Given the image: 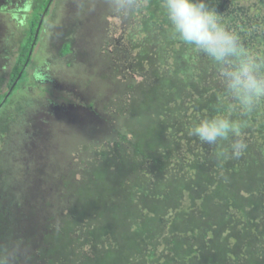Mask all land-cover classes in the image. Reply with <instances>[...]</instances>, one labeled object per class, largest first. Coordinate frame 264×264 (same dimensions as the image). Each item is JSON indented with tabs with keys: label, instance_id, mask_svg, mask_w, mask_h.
Instances as JSON below:
<instances>
[{
	"label": "rangeland",
	"instance_id": "obj_1",
	"mask_svg": "<svg viewBox=\"0 0 264 264\" xmlns=\"http://www.w3.org/2000/svg\"><path fill=\"white\" fill-rule=\"evenodd\" d=\"M262 1L204 0L260 79ZM28 2L0 0V100L7 96L0 109V264H57L59 238L80 247L60 264H264V95L249 105L229 90L226 74L240 61L219 63L185 44L182 63L192 75L181 79L190 87L162 118L153 115L156 140L133 158L137 142L126 122L157 84L155 68L139 54L149 51L161 72L170 67L159 50L161 32L172 29L167 17L148 33L153 20L144 0L122 8L116 0H50L28 73L48 69L52 82L26 77L13 91L10 73L30 16L20 10ZM67 38L72 51L62 56ZM212 118L234 126L227 141L208 145L188 135ZM234 139L246 145L239 157ZM124 150L130 158L123 166ZM252 215L261 232L244 235L240 226L249 216L255 221ZM67 222L72 233L64 231Z\"/></svg>",
	"mask_w": 264,
	"mask_h": 264
},
{
	"label": "trees",
	"instance_id": "obj_2",
	"mask_svg": "<svg viewBox=\"0 0 264 264\" xmlns=\"http://www.w3.org/2000/svg\"><path fill=\"white\" fill-rule=\"evenodd\" d=\"M29 2L32 5L31 6L32 12L27 22V30H25L28 36L26 35V37L23 39V42L20 47L19 55L14 64L12 77H11V83H12L11 87H13V83L17 80V78L21 74V71L25 67L24 65L26 64L28 59L32 57L30 54L31 49H32L31 47L37 42L36 35L40 31L39 24L41 21V17L44 14V10L47 8L50 0H29ZM143 3L145 4L144 8L152 16L151 19L153 20L152 23L149 25V27H146V30H148V33H149L152 31L153 24L155 21L156 23L162 22L159 20L166 19L165 17L167 16H166V13L164 12L165 10H163L162 8L160 10V6H159L163 4V0H144ZM261 3H263L262 0L260 4ZM169 32L170 33L163 31L161 32V35L159 36V39H161L163 42V44L159 48L161 52L160 57L164 60L170 57V59L172 60L171 62H168L169 63L168 65H170L168 69L161 72L158 69L163 64L156 65V63H153V64L149 63L150 62L149 60H152L151 55L149 54V51L144 50V54L146 56L143 55V51H141V53L139 54L140 56L139 58L141 61H144V59L147 61V58H148L149 60L147 64H149L150 66L153 65L152 67L155 68L154 75H155V78L157 79V84L155 87L151 88L149 92L146 93V95L141 99L143 100L142 104L139 105V108L135 109L136 111L134 115L135 114L137 115L133 117L132 119H129V121L126 122L127 123L126 128H128L129 130H131V132H133V136H134L133 140L137 142L133 150L135 152L133 155V158H137L141 154L144 155L145 148L150 147V146L152 147V145L150 144V141L153 139L156 140L155 137L157 136V134H155V126H154L155 124L153 123V121L150 120L153 118V115L156 114V116L158 115L160 118H162L163 117L162 112H166L167 109H170L173 104L179 103L180 99H183V97L185 96V92H187L186 90L190 87V84L187 83L189 82V80L182 81L183 79H181L185 77L186 79H189L192 75L191 74L192 71L189 68L187 69L186 65H183L182 63L185 58L183 51L186 50L187 48L185 47V43L179 39L178 35L175 34L173 28ZM71 44H72L71 40L67 38L62 50L60 51L62 56H66L72 51ZM176 46L180 47L179 48L180 50H177ZM188 47H191V45H188ZM139 67L140 66H138V68ZM188 74H190V76ZM25 79H26V76L22 75V77L20 78V82L22 80L24 81ZM19 88L20 86L17 85L16 87L13 88V91H16ZM4 98L6 97H2V99L0 100V109L3 108V105L5 103H7V101H5ZM142 124H143V129L141 128L139 129L138 126ZM124 125H125V121L123 123V126ZM150 136L152 137L149 140ZM121 148L122 147L120 146L119 149ZM121 153L124 154L123 158H125L122 162L124 166L125 162L130 158V156L126 154L125 150L122 151ZM257 160L259 161L258 158ZM263 162L264 161H261V163ZM110 167L111 166H109L107 170L111 171ZM93 173L95 174L96 172L93 171ZM193 184L197 188L200 187L198 180ZM258 207L259 206L252 203L251 210L253 212L255 211L256 213H258L259 212ZM240 213H242V211ZM125 216H128V215H125ZM252 217L254 218L255 221H252L253 219L249 216L250 220L247 219V222L244 223V226H240L242 229L241 232L245 231V234L244 233L242 234L247 235L248 231H249L248 233H251L250 230L254 233L253 235H255V232H257L256 235L261 232V228H260L262 224L261 221L256 219L255 215H252ZM250 225H252V227ZM71 227H73V225L67 222L65 225L64 231L66 229H69V230H66L65 232H70L72 229ZM93 235H96V234L93 232ZM87 236L92 238L91 233H89ZM56 241L58 245L59 244L61 245V247L59 245L57 249V251L60 253V255L57 257V264L61 263V259L64 260L63 259L64 256L67 259L74 258L76 255L78 256V253L80 251H77V249L80 247L74 242V239L72 240L70 239V242H68V241L61 240V238H59ZM71 245H76L78 247H74L71 249ZM221 245L222 243H220V241L218 240L215 245L216 251L221 250L220 248ZM218 246H219V250H218ZM108 255L109 253L106 254V256ZM219 255H220L219 257L221 258L225 257V255L224 256L222 254H219ZM221 260H224V259H221ZM98 263L99 261H92V264H98ZM107 263L109 262L107 261ZM107 263L103 262V264H107Z\"/></svg>",
	"mask_w": 264,
	"mask_h": 264
},
{
	"label": "clouds",
	"instance_id": "obj_3",
	"mask_svg": "<svg viewBox=\"0 0 264 264\" xmlns=\"http://www.w3.org/2000/svg\"><path fill=\"white\" fill-rule=\"evenodd\" d=\"M116 3L118 8H122L130 6L133 0H116ZM162 7L175 34L185 44L194 46L219 63H228L233 58L240 61L236 70L226 75L227 87L242 103L250 105L253 96L264 95V79L256 76L253 65L240 59L237 38L218 23L204 0H163ZM48 73L50 71L44 69L37 78L44 81ZM233 127L224 119H205L194 125L188 135L208 145H218V142L229 139ZM231 147L233 155L239 157L246 145L241 139H234Z\"/></svg>",
	"mask_w": 264,
	"mask_h": 264
},
{
	"label": "flooded vegetation",
	"instance_id": "obj_4",
	"mask_svg": "<svg viewBox=\"0 0 264 264\" xmlns=\"http://www.w3.org/2000/svg\"><path fill=\"white\" fill-rule=\"evenodd\" d=\"M31 4H30V2H28V3H26V4H24L23 5V7H22V9L20 10L24 15H25V13H27V15H31V12H32V10H31ZM29 19V18H28ZM39 35V33L36 35V38H37V36ZM27 36H28V34H27ZM37 42H38V40H37ZM36 42V43H37ZM36 43L31 47L32 48V54H31V56L33 55V53H34V49H35V46H36ZM32 59L33 58H30V59H28V61L26 62V64L24 65L25 67L22 69V71H21V74L19 75V77L17 78V80L13 83V87H11L12 89L11 90H13V88L14 87H16L17 85H20V78L22 77V75H25L26 77H31L34 81H36V82H41L37 77H38V75H40L39 73L38 74H34L33 76H30L29 75V73H28V67L30 66V64L29 63H31V61H32ZM14 67V66H13ZM12 72H13V68H12V70H11V73H10V77H12ZM47 81H49V82H52V78H47L46 79ZM22 86V85H21ZM9 94V93H8ZM7 94V95H8ZM7 97V96H6ZM5 99V101L7 100L6 98H4Z\"/></svg>",
	"mask_w": 264,
	"mask_h": 264
}]
</instances>
